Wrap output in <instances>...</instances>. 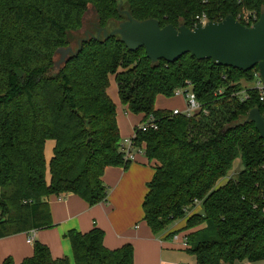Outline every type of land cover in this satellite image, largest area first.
I'll list each match as a JSON object with an SVG mask.
<instances>
[{"label":"trees","instance_id":"trees-1","mask_svg":"<svg viewBox=\"0 0 264 264\" xmlns=\"http://www.w3.org/2000/svg\"><path fill=\"white\" fill-rule=\"evenodd\" d=\"M89 9L108 30L127 19L126 11L161 27L194 29L199 18L221 22L229 15L251 27L264 0H0V239L53 227L52 195L106 202L105 170L130 164L108 94L115 75L126 111L157 124L135 128L134 138L155 166L143 202L152 232L187 218L181 231L198 264L264 260V140L247 120L252 109L264 113V102L256 91L243 102L232 95L258 69L243 72L190 54L152 63L144 48L130 51L119 36L89 37L58 65V50L72 47L71 34L83 29ZM187 82L210 115L189 119L155 107L158 96L173 97ZM48 140L55 141L49 165ZM237 159L243 169L219 186ZM198 204L202 211L193 214ZM104 237L98 228L70 231L73 261L53 258L37 242L21 264H134L131 244L110 250Z\"/></svg>","mask_w":264,"mask_h":264},{"label":"crops","instance_id":"crops-1","mask_svg":"<svg viewBox=\"0 0 264 264\" xmlns=\"http://www.w3.org/2000/svg\"><path fill=\"white\" fill-rule=\"evenodd\" d=\"M175 109H180V107H175ZM124 110L126 111L125 107ZM143 118L142 115L140 124L143 123ZM117 121L123 144L126 139L135 135V128L138 125L134 129L124 128L118 120V114ZM54 147L55 141L46 142L47 165L53 157ZM233 169L232 167L230 172ZM154 175V162H150L145 154H138L136 160L131 162L127 168L119 166L108 167L105 170L103 182L109 193L104 203L90 206L87 201L74 194L62 197L50 196L48 203L53 227L38 230L35 242L48 246L55 259L71 258L73 255L68 239L69 232L88 233L98 228L104 232V245L110 250L131 244L134 248V264H198L195 256L190 255L186 248L173 241L175 234L182 237L187 235V232L181 231L186 225L187 218L177 222L173 229L166 230L159 235H155L144 220L143 202ZM50 179L48 171L47 181L50 182ZM223 179L225 182L222 183ZM223 179L220 180L219 186L228 181V178ZM194 211L200 213L202 207L198 206ZM27 236V233H22L0 239V264H3L4 260L9 257L15 264H21L24 259L33 255L34 245L27 244ZM236 264H264V260L256 262L245 260Z\"/></svg>","mask_w":264,"mask_h":264},{"label":"water","instance_id":"water-1","mask_svg":"<svg viewBox=\"0 0 264 264\" xmlns=\"http://www.w3.org/2000/svg\"><path fill=\"white\" fill-rule=\"evenodd\" d=\"M124 14L127 19L116 29L109 31L99 28L97 34L90 37L99 39L103 36L109 39L119 36L130 51L144 48L152 63L161 60L174 63L190 54L198 61L212 60L218 66L243 72L257 68L264 81V13L251 27L229 15L221 22H208L205 25L199 23L194 29L184 25L178 28L174 25L161 27L155 19L137 21L128 11ZM57 53L60 55L57 64L60 65L76 51L69 47L61 48ZM247 120L255 124L264 140V113L258 108L252 109Z\"/></svg>","mask_w":264,"mask_h":264},{"label":"built area","instance_id":"built-area-1","mask_svg":"<svg viewBox=\"0 0 264 264\" xmlns=\"http://www.w3.org/2000/svg\"><path fill=\"white\" fill-rule=\"evenodd\" d=\"M200 24H207L208 20L204 16L203 18H199ZM259 20V19H258ZM253 21L257 22V17L253 16ZM198 23V24H199ZM250 91H256L259 94V99L261 102H264V81L261 78L259 72H256L254 75V80L250 83L243 82L242 90L233 93V97H236L241 102L250 99ZM174 96H183L186 100V108L184 110L175 109L172 111L173 116L184 115L186 118H199L201 116L210 115L211 111L209 108L204 107L199 100L197 99L196 94L192 89V84L187 82L186 87L180 88L175 91ZM141 132H146L150 129H157V124L153 117H149L145 120L140 127H138ZM135 135L132 138H128L122 145V153L124 161L133 162L136 160L138 154H144V146L137 147L134 141ZM264 199V197H263ZM199 205V204H198ZM197 205V206H198ZM38 230H31L28 232L27 236V244L34 245ZM173 241L180 244L184 248H188V240L185 237L180 236L179 234H175L173 236Z\"/></svg>","mask_w":264,"mask_h":264},{"label":"rangeland","instance_id":"rangeland-1","mask_svg":"<svg viewBox=\"0 0 264 264\" xmlns=\"http://www.w3.org/2000/svg\"><path fill=\"white\" fill-rule=\"evenodd\" d=\"M98 28L99 27L97 26L96 14H95L93 9H89L85 15L83 29L79 32L71 34L72 48L76 49L79 46V44L88 36V34L96 35ZM115 28H117V27H115ZM111 30L112 29H109V31H111ZM59 60H60V55L57 57L58 62H59ZM109 80H110V84H109V88H108V94L112 98L114 103L116 104L118 120L121 122V124L124 125V128L128 127V128L134 129V127L136 125H138V127H140L142 115H140V114L137 115V114L130 113V112L125 113L126 112L124 110L125 106L122 104L120 97H119L118 86L116 83L115 75H110ZM155 107L157 109H163V110H174L175 107H180L181 110H184L186 107V100H185V97H183V96H179V97L178 96H173V97L158 96L156 99ZM233 168H234L233 171L230 172L229 176L227 177L228 179L232 176L237 175L243 169V165L240 162V159L235 161ZM223 182H225V179L222 180V183ZM198 206H200V205H198ZM194 210H193V213H195ZM184 220H186V218ZM176 225H177V222L172 224L167 230L169 231V230L173 229ZM30 246H33V245H30ZM70 259L73 261L72 256Z\"/></svg>","mask_w":264,"mask_h":264},{"label":"flooded vegetation","instance_id":"flooded-vegetation-1","mask_svg":"<svg viewBox=\"0 0 264 264\" xmlns=\"http://www.w3.org/2000/svg\"><path fill=\"white\" fill-rule=\"evenodd\" d=\"M99 29V28H98ZM93 34H88V37L92 36Z\"/></svg>","mask_w":264,"mask_h":264}]
</instances>
